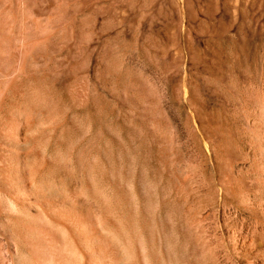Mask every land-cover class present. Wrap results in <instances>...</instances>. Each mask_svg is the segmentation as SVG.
<instances>
[{"label": "rangeland", "instance_id": "rangeland-1", "mask_svg": "<svg viewBox=\"0 0 264 264\" xmlns=\"http://www.w3.org/2000/svg\"><path fill=\"white\" fill-rule=\"evenodd\" d=\"M0 48V162L30 213L58 229L44 201H73L125 264H264V0H0Z\"/></svg>", "mask_w": 264, "mask_h": 264}, {"label": "bare ground", "instance_id": "bare-ground-1", "mask_svg": "<svg viewBox=\"0 0 264 264\" xmlns=\"http://www.w3.org/2000/svg\"><path fill=\"white\" fill-rule=\"evenodd\" d=\"M55 7H56V9H58L57 6H55ZM21 10H22V8H21ZM29 11L30 10H28L27 13H29ZM24 12H26V10ZM53 13L54 12H49L47 14L48 16L45 18L43 23H42V21L40 22L36 18H30V17L28 18L31 22L32 30L30 32L28 30L23 32V30H22L23 34H22V32L20 33V34H22L21 38H20L21 41H19V43L21 42V45H22V49H21L20 54H17V56H16V53L12 52L9 55V62H14V63H12L14 65H15V62L17 63V65H15V68L17 71H20V72L23 71L26 68L27 59H28L29 55L31 54V52L35 48H37L39 45L44 44L49 40L50 33L52 31L51 26H50L51 23L49 20H51L53 18ZM22 14H23V12H22ZM57 14L59 15V13H57ZM58 15H56V16H58ZM16 16H18V15H16ZM17 19H18V17H17ZM52 20H54V19H52ZM51 25H53V24H51ZM20 26H22V25H20ZM13 29H15V28L13 27ZM14 32H15V30H14ZM12 39H14V38H12ZM3 40L6 41L7 38H5ZM9 40H11V39H9ZM6 43H9V42L6 41ZM16 45H18V44H16ZM9 46H10V44H9ZM4 47H6V46H4ZM4 47H2V48H4ZM12 47H13V45H12ZM40 47L42 48V46H40ZM5 49H4V51H5ZM19 49H20V47H19ZM39 51H41V50H38V52ZM5 57L6 56L1 57L0 59L3 58L2 60H4ZM3 63L4 62H2L1 64H3ZM1 66L2 65H0V68H1ZM3 67H4V65H3ZM3 67H2V69H3ZM4 68H6V67H4ZM9 68H10V66L7 69L9 70ZM4 70H6V69H4ZM16 70H15V73L17 72ZM0 71H1V69H0ZM9 71H12V70H9ZM20 72H19V74H21ZM15 73H10V74H14V76H12V75L11 76L15 77ZM6 78L7 77L5 76L4 80H6ZM8 78L11 79V77H9V75H8ZM15 79H17V78H15ZM10 81L12 83V80H10ZM9 82H7V83H9ZM10 86H8V87H10ZM3 87H5V85ZM0 89H1V87H0ZM6 89H7V87H5V90ZM3 91L4 90H2L1 92L3 93ZM4 93H5V91H4ZM3 94H1V95H3ZM7 152H8V150H7ZM0 154H1V152H0ZM2 154H4V153L2 152ZM9 160H10V158H9ZM5 161L7 162L8 160L5 159ZM2 162H0L1 163L0 164V175H1L0 192H5L9 195L11 194V196H12V193H14L15 191H18V192H16V193H18L17 195H19L18 196L19 198L17 197L18 200H16V201L11 200L12 202L9 201L10 202L9 205L11 206V204L13 203L14 205L18 206L21 210V212H19V213H22L21 215H23V216L19 217L20 214L18 215L16 213L18 217H15L13 214H12L13 216L7 215L8 212H6V217H4L5 218L4 223L2 222L3 224L2 225L0 224L1 225L0 226V233L2 234L3 239H4L3 240L4 242L2 240L0 241V264H73V259H71V257H70L72 254H75L79 257L80 264H125L126 263L124 260L128 256H126L127 249L125 248V246L120 245L118 243L115 244V243L109 241L106 237L108 234H106V236H105L104 234L102 235L100 233L92 231L89 228V222H88L89 215L86 212H82V210L80 209L81 207H79V205L78 206L75 205V203L73 204V201L68 200L67 204H65L66 206H64L63 208H59L58 205H56L53 201L51 202V200H50V202L44 201V203L42 205V207L45 211L44 214L46 213L47 217L56 225V227L58 229L51 228V226L49 224H48L49 225L48 226L46 221L44 220L45 218L43 219L39 215L41 213H39V214L30 213L31 212V210L29 209L30 202L32 201V199L37 200V198L41 197V195L36 193V191L31 188V184L29 182L28 183L30 184V186L26 183V181L28 180L27 178H29L28 176H27V178L25 176V178L27 180L22 177V174H21V178L19 177L20 176L19 174L21 171L19 172V174L17 172H18V168L21 167L20 163H18V164H6V162H5L4 164H2ZM26 167H27V165H26ZM16 173H17V176L19 175L18 176L19 178L14 177V175ZM16 193H14V194L16 195ZM9 195H8V197H9ZM47 196H49V195H47ZM44 197H46V196L44 195ZM2 199H3V197H2ZM41 200H44V199H41ZM5 203L8 204L7 202H5ZM6 207H7V205H6ZM11 207H13V210H14L15 206H11ZM9 208L10 207H8L7 209L9 210ZM8 210H6V211H8ZM13 210L11 209L9 211L12 212ZM17 211H18V209H17ZM3 213H5V211H3ZM1 219H2V217H1ZM100 222H103V221H100ZM104 226L105 225H103V227ZM105 228H106V226H105ZM62 229H64V231L66 230V232L68 233V237L71 240L70 243L63 242L62 235H64V234H61V232H60V230H62ZM100 230L103 231V229H100ZM13 238L14 239L16 238L15 239L16 241L13 240ZM11 240L14 241V243H11L12 242ZM72 257H73V255H72ZM123 262H125V263H123ZM138 263H141V262H138Z\"/></svg>", "mask_w": 264, "mask_h": 264}]
</instances>
